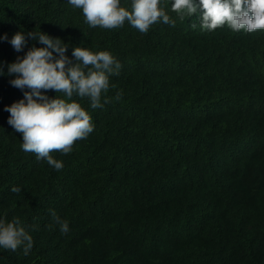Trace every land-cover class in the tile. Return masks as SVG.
Returning a JSON list of instances; mask_svg holds the SVG:
<instances>
[{
  "label": "trees",
  "instance_id": "obj_1",
  "mask_svg": "<svg viewBox=\"0 0 264 264\" xmlns=\"http://www.w3.org/2000/svg\"><path fill=\"white\" fill-rule=\"evenodd\" d=\"M171 2L173 24L139 32L89 27L67 0H0V33L36 25L68 55L81 43L121 65L102 108L74 97L94 127L52 150L59 170L20 148L4 106L22 91L0 75V214L33 238L27 255L0 249V264H264V29L202 30L199 10ZM23 51L0 41V61Z\"/></svg>",
  "mask_w": 264,
  "mask_h": 264
},
{
  "label": "clouds",
  "instance_id": "obj_2",
  "mask_svg": "<svg viewBox=\"0 0 264 264\" xmlns=\"http://www.w3.org/2000/svg\"><path fill=\"white\" fill-rule=\"evenodd\" d=\"M67 4L80 10L89 27L111 29L127 21L139 32H146L158 20L175 22L160 0H131L130 7L123 6L121 0H67ZM170 6L180 15L199 10L202 30L222 25L233 31L264 29V0H172ZM5 40L17 53L24 50L10 62L0 61V75L10 77V85L22 91L20 99L4 106L9 113L7 124L20 133L23 151L59 170L63 162L54 158L52 150L70 152L73 142L86 138L94 127L91 114L74 97L86 98L88 108H102L107 102V97L102 102V93L110 87L109 77L118 73L120 62L108 49L92 50L81 43L71 45L68 55L70 41L49 35L36 25L29 30L20 26L11 36L0 33V41ZM49 89L55 95L49 96ZM10 190L19 192L20 187L13 185ZM49 212L60 232L67 233L68 221L55 209ZM32 246L33 238L21 219L0 214V249L15 251L20 247L27 255Z\"/></svg>",
  "mask_w": 264,
  "mask_h": 264
}]
</instances>
